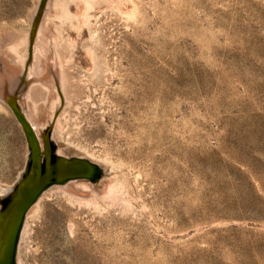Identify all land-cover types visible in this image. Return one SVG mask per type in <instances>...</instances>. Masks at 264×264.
<instances>
[{
  "label": "rangeland",
  "instance_id": "374dc122",
  "mask_svg": "<svg viewBox=\"0 0 264 264\" xmlns=\"http://www.w3.org/2000/svg\"><path fill=\"white\" fill-rule=\"evenodd\" d=\"M40 1L0 0V196L29 153L11 91L104 175L47 191L19 263L264 264V0H47L30 47Z\"/></svg>",
  "mask_w": 264,
  "mask_h": 264
},
{
  "label": "water",
  "instance_id": "95a60500",
  "mask_svg": "<svg viewBox=\"0 0 264 264\" xmlns=\"http://www.w3.org/2000/svg\"><path fill=\"white\" fill-rule=\"evenodd\" d=\"M46 1L42 0L41 2L38 18ZM16 98V91H11L8 94L11 107L24 129L31 151L28 154V166L23 179L14 186L12 193L7 196H0V264H20L17 250L24 216L44 190L54 183H65L70 179H85L97 182L104 175L100 165L89 159H66L56 156L55 149L57 146L54 141H50L53 124L47 130H44L43 133L45 139V160L44 163H41L37 136L29 121L21 113Z\"/></svg>",
  "mask_w": 264,
  "mask_h": 264
},
{
  "label": "bare ground",
  "instance_id": "6f19581e",
  "mask_svg": "<svg viewBox=\"0 0 264 264\" xmlns=\"http://www.w3.org/2000/svg\"><path fill=\"white\" fill-rule=\"evenodd\" d=\"M41 2H42V0L40 1V5H41ZM39 5V6H40ZM39 9H40V7H39ZM44 10V9H43ZM38 13H39V10H38V12H37V14H35L36 16H35V18H34V20H33V25H32V31H31V41H30V47L32 46V44H33V42H32V38L34 39V38H36L37 37V29H38V23H39V20H40V17L38 18ZM37 20H38V22H37ZM37 22V23H36ZM35 25H36V27H35ZM34 27H35V29H34ZM42 32L39 30V34H41ZM33 35H34V37H33ZM36 40V39H35ZM34 45V44H33ZM31 49L32 48H30V56H29V59L28 60H30L31 61V59L33 58L32 57V53H31ZM54 60H55V58H54ZM57 60V59H56ZM56 60H55V62H54V67H57V62H56ZM29 62V61H28ZM27 68H28V66H27ZM46 68L48 69V68H52L51 67V65H49V64H45L42 60H41V58L39 57V53L37 54V51H35V54H34V59H33V64L31 65V66H29V72H28V77L29 78H31V77H36V76H38L40 73H41V71H43V70H45V71H47L46 70ZM49 69V70H50ZM1 72H2V74L3 75H8L7 77H9V78H13V77H17L18 79H16V78H14V79H16V80H21L22 81V79H24L25 78V75H24V73L23 74H20L19 73V71L17 70H14V68L12 67H7V68H5V70L3 71V69L1 70ZM44 72V71H43ZM49 72V71H48ZM27 75V74H26ZM58 76H59V81L57 80V83H58V88H59V94L62 96V98H60L59 100H58V102H57V104H56V108H55V111L53 112V114H52V117H56L55 116V113H57V111L59 110V107H60V104L64 101L63 100V94H62V87H63V73L62 72H58V74H57ZM14 79H13V82L15 83L16 81H14ZM26 79H28V78H26ZM30 80V79H29ZM32 80V79H31ZM41 80H46V77H44L43 79H41ZM12 82V81H11ZM16 83H19V82H16ZM25 84V83H24ZM19 85V84H18ZM56 85V84H55ZM4 86V85H3ZM25 86V85H24ZM11 88V87H10ZM23 89V88H22ZM24 90V89H23ZM19 91V90H18ZM19 92H21V91H19ZM26 92V91H25ZM18 97L19 96H17V98H16V102H17V104L19 105V107H20V110H21V113L26 117V119L29 121V123L31 124V126H32V128H33V130H34V132H35V134H36V136H37V140H38V144H39V148H40V157H41V163H44V160H45V139H44V135H43V133H44V130H47V128L49 127H47L46 129H44L43 131H39V129L40 128H38V125H40L39 124V122L34 118V115L32 114V112L34 111V108H32V109H30L29 111H26V110H24L23 109V106L20 104V102H19V99H18ZM18 99V100H17ZM5 100H6V102L10 105V107H11V103H10V101H9V99H8V97L7 98H5ZM11 109H12V111H13V113H14V110H13V108L11 107ZM37 109V108H36ZM36 113V112H35ZM15 114V113H14ZM56 119V118H55ZM58 120V119H57ZM57 120H56V122H57ZM55 122V121H54ZM51 123H52V121H51ZM21 125V124H20ZM40 126H42V125H40ZM22 127V126H21ZM22 129H23V127H22ZM23 131H24V129H23ZM25 133V132H24ZM26 135V134H25ZM27 141H28V139H27ZM50 141H52V135L50 134ZM28 145H29V143H28ZM30 151H31V148H30V146H29V153H30ZM28 153V154H29ZM55 154H56V156H61V157H63V158H86V157H83V156H67V155H65V154H63L62 152H58V153H56L55 152ZM87 159V158H86ZM27 166H28V162H27V165H26V167H25V169H24V172H23V174H22V177H20V179H19V181H17V183L18 182H20L22 179H23V176H24V173H25V170H26V168H27ZM100 168L101 169H103L102 168V166H100ZM77 180H79V181H88V180H85V179H70V180H68L67 182H65V183H54V184H52V185H50L46 190H44L43 192H42V194L39 196V198L29 207V209L26 211V214H25V216H24V221H23V227H22V230H21V233H20V237H19V241H18V250H17V254H18V258H19V246H20V239H21V235H22V232H23V230H24V225H25V221H26V217H27V215H28V213L31 211V209H35L34 207L35 206H37V204L40 202V200L42 199V197L43 196H45L46 195V193H47V191L48 190H50L53 186H55V185H57V186H59V187H61V186H63L64 184H68V182H70V181H77ZM90 181H92V180H90ZM89 182V181H88ZM93 182V181H92ZM16 183V184H17ZM15 184V185H16ZM14 185V186H15ZM14 186H13V188L12 189H10V190H8V189H6V188H4L3 189V192L4 193H7L8 192V195L10 194V193H12L13 191H14ZM69 185H67V186H65V187H68Z\"/></svg>",
  "mask_w": 264,
  "mask_h": 264
}]
</instances>
